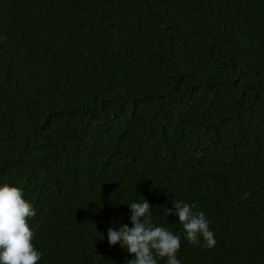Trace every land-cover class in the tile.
<instances>
[{
	"label": "trees",
	"instance_id": "obj_1",
	"mask_svg": "<svg viewBox=\"0 0 264 264\" xmlns=\"http://www.w3.org/2000/svg\"><path fill=\"white\" fill-rule=\"evenodd\" d=\"M4 184L38 264H127L107 229L144 199L180 264H264V0H0Z\"/></svg>",
	"mask_w": 264,
	"mask_h": 264
},
{
	"label": "clouds",
	"instance_id": "obj_2",
	"mask_svg": "<svg viewBox=\"0 0 264 264\" xmlns=\"http://www.w3.org/2000/svg\"><path fill=\"white\" fill-rule=\"evenodd\" d=\"M249 195L244 193V198ZM172 205L166 208L165 214L178 217L185 238L191 244H201L202 237V247L215 246L214 233L203 211L196 212L194 204L183 201ZM152 207L146 199L142 203H131L132 226L122 224L118 230L108 228V243L110 246L119 244L133 256L127 264H158L157 258H166V264H180L176 254L181 247V237L167 228L152 225ZM34 214L20 188L8 184L0 186V264H38L41 254L32 243L34 233L27 222Z\"/></svg>",
	"mask_w": 264,
	"mask_h": 264
}]
</instances>
